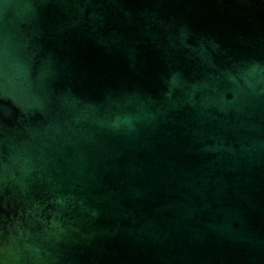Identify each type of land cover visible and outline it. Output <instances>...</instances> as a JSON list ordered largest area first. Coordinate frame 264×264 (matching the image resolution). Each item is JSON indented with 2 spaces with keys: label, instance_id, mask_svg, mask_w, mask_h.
<instances>
[{
  "label": "water",
  "instance_id": "1",
  "mask_svg": "<svg viewBox=\"0 0 264 264\" xmlns=\"http://www.w3.org/2000/svg\"><path fill=\"white\" fill-rule=\"evenodd\" d=\"M0 264H264V0H0Z\"/></svg>",
  "mask_w": 264,
  "mask_h": 264
}]
</instances>
